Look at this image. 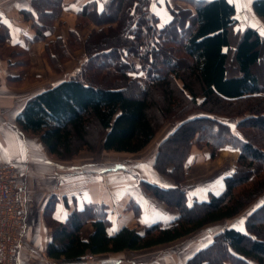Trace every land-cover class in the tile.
<instances>
[{"label":"trees","instance_id":"trees-1","mask_svg":"<svg viewBox=\"0 0 264 264\" xmlns=\"http://www.w3.org/2000/svg\"><path fill=\"white\" fill-rule=\"evenodd\" d=\"M175 1L185 6L175 4L164 25H158L152 0L87 1L75 14L76 27L92 23L98 29L84 42L85 60L72 75L28 97L15 116L23 133L37 136L47 153L62 161L99 150L135 154L162 126L174 124L152 159L153 169L170 186L137 182L125 208L132 225H114L105 207L95 203L73 208L56 221L55 198L47 202L43 217L50 240L45 254L57 264H84L86 255L167 244L235 217L264 196V86L257 72L264 61V38L241 26L228 0ZM63 2L31 0L29 9L21 11L31 22L34 42H45L53 33ZM251 8L264 25V0H252ZM76 36L71 32L65 40L45 44L53 71H61L78 44ZM6 38L1 27L0 57L19 73L10 81L21 82L29 65L27 52L5 49ZM204 149L210 160L222 150L237 152L221 191L208 193L205 200L182 186L198 157L193 152ZM137 188L174 208L176 217L148 219L138 232L143 208ZM184 264H264V199L246 216L245 231L224 228Z\"/></svg>","mask_w":264,"mask_h":264},{"label":"crops","instance_id":"crops-1","mask_svg":"<svg viewBox=\"0 0 264 264\" xmlns=\"http://www.w3.org/2000/svg\"><path fill=\"white\" fill-rule=\"evenodd\" d=\"M30 1L0 0V28L5 29L7 37L3 47L10 50L15 48L25 50L30 55L32 65L30 72L24 75L21 82H11L10 79L16 78L19 73L13 68H8L7 60L0 57V166L11 164L18 173V197L24 218L22 235L25 245L16 251L15 264H57L45 254L46 245L50 240V229L43 217L47 202L55 198L52 216L56 221L63 220L67 212L73 208L81 209L87 203L102 204L106 209L107 218L114 225L122 226L130 220L133 221L130 213L125 210L129 201V188L136 187L139 180H145L163 188L170 186L166 178L153 169L152 159L158 144L172 129L164 132L157 144L148 151L149 155L146 159L141 161L112 159L111 162L104 161L110 159H102L104 162L101 166L99 159H77L78 157L70 161L54 159L47 153L37 136L33 141H28V135L23 133L15 123V116L28 97L65 79L63 73L57 77V80H50L47 77L50 74L49 67L44 60L34 67L30 52L39 51L40 47L44 49L45 44L53 38V34L47 36L46 42L32 40L31 22L24 20L21 14V11L29 9ZM87 1L90 0H64L62 13L53 25L54 34L65 35L72 27L75 14ZM251 1L240 0L238 3L240 7H237L238 4L234 6L238 19L240 12L255 16ZM59 22L63 25H59ZM40 66L42 71L46 70L42 74ZM21 83L23 85L19 86ZM149 144L135 154L143 153L149 148ZM21 146H23L24 156L20 155ZM192 156L204 158V161L209 159L205 149L201 153L193 152ZM133 168H135L134 173ZM187 177L182 183L184 188L191 185L187 182ZM140 203L142 204V201ZM147 217L146 219H152L150 214ZM137 230L142 232L143 227L140 226ZM89 231L90 228L85 227L84 236ZM210 241L211 238L208 242ZM149 249L151 248L145 250ZM119 255L121 252L92 256L93 262H84V264H119Z\"/></svg>","mask_w":264,"mask_h":264},{"label":"rangeland","instance_id":"rangeland-1","mask_svg":"<svg viewBox=\"0 0 264 264\" xmlns=\"http://www.w3.org/2000/svg\"><path fill=\"white\" fill-rule=\"evenodd\" d=\"M175 4L182 6V7L185 6V3L183 1L177 2L175 0H152L151 9L154 12V14L157 15L159 19L158 25H164L170 21L171 16L169 14V10L177 6ZM237 7H240V5L238 4ZM243 11L244 10L242 8V12ZM238 15H239L238 20L241 26H244V25L250 26L254 28L260 34V31L258 29L264 28L262 20H260L259 18H256L255 16H251L250 14L246 12L245 13L240 12L238 13ZM54 23L55 21L53 22V25ZM59 25L62 26L63 24L59 22ZM97 29L98 27L92 23H88L82 29H78L76 27L75 18L73 20L72 27L65 33V35L54 34V26H53V33H52L53 38H51V40L48 41L46 44H48L49 42L50 43L53 42L56 38H61L62 40H65L71 32L76 33L78 44H74L73 47L70 49V53H69L70 56L68 59L64 60L63 65H61L62 69L60 72L53 71L51 67L48 65L49 67L48 72H50V74L47 77L50 80L52 81L57 80L58 79L57 77H60V75H62L63 73H64V78H66L72 75L75 71L79 69V67L81 66V63L85 60L84 42L88 38L89 34L93 30H97ZM42 49L43 47L42 48L40 47L39 51L36 50L34 52L33 51L30 52L32 56V61L34 62V67L40 65L43 60L47 63V59L44 56V49L43 50ZM4 53H5L4 58H6L8 51ZM11 58L18 59L21 61V57L19 55L18 56L11 55ZM23 59L25 58L23 57ZM27 59H28L29 65L26 66L27 68H23L25 70V72H23V75L28 73V71L32 67L30 63L31 58H30L29 53H27ZM136 63L138 62L136 61ZM39 68H40V71H42V67L40 66ZM45 71L46 70L44 69L40 73L42 74ZM257 72L259 76L261 77L263 81V86H264V61L258 68ZM27 78L31 80L29 77ZM40 81L41 80H39V82ZM21 85L23 84L21 83L19 86ZM173 127H174V124L173 123L171 124V122L166 123L164 126H162L161 130L153 137L150 144L148 143L149 148H147L141 154L128 155L124 153L105 152V151L99 150V151H96L95 153L82 152L76 157H78L77 159H99L98 161L100 163L99 164L100 166L102 162L104 161L111 162L112 159H125V160L136 159L133 161H141L142 159H146V157L149 155L148 151H150V149L153 148L157 144V142L159 141L160 137L164 134V132L166 130L172 129ZM34 137H35L34 135H28L27 140L33 141ZM0 147H1V144H0ZM205 150L207 151V149ZM236 157H237L236 151L222 150L217 153L216 158L214 160L205 159L204 161V158L195 159L193 163L194 167L192 168L191 166V169L188 171V174L185 176V179H184L185 181L186 177L189 175L187 177L188 179L187 182L191 184L189 187H187L189 188L188 189L189 192L192 195L200 199H204V200L207 198V194L210 192L218 194L219 191H221L222 189V179L227 173H229L232 170ZM102 159L103 160L110 159V160L103 161ZM128 168H130V166ZM132 171L134 173L135 168H133ZM135 189L136 187H131L128 189V197H130L131 194L134 193ZM137 189H139L137 193L139 195L140 201H142L141 206L143 208V214L141 218L137 220V225L139 227L142 226V224L148 220L146 219V217L149 214L150 216H152L151 220L153 221L161 220L162 222H167L176 217V215L174 216V214H177V213L174 208H168L164 203L156 201V199L152 195L144 194L140 188H137ZM263 199H264V196H262V198L258 199L256 202L248 206L244 212L238 214L235 217L205 225L199 230H196L195 232H193L192 234L184 238H180L178 240L170 242L168 244L160 245V246L151 248L149 250H141V251H136V252H131V251L121 252V255L118 256L119 257L118 260H120L119 264H184L185 260L194 251L203 247L208 242V240L213 237V235L220 232L224 228L232 227L237 230L245 231L246 216L250 214L261 203ZM133 222L134 221L130 220L127 224L132 225ZM15 255L16 253L14 254V264L16 263ZM86 256L84 257V262L86 263L93 262L94 260L93 257H92V260H88Z\"/></svg>","mask_w":264,"mask_h":264},{"label":"built area","instance_id":"built-area-1","mask_svg":"<svg viewBox=\"0 0 264 264\" xmlns=\"http://www.w3.org/2000/svg\"><path fill=\"white\" fill-rule=\"evenodd\" d=\"M18 195L16 168L11 164L0 166V264H14V254L25 244ZM86 258L92 260L90 255Z\"/></svg>","mask_w":264,"mask_h":264},{"label":"snow or ice","instance_id":"snow-or-ice-1","mask_svg":"<svg viewBox=\"0 0 264 264\" xmlns=\"http://www.w3.org/2000/svg\"><path fill=\"white\" fill-rule=\"evenodd\" d=\"M229 2L230 3H232V4H234V6L235 5H237L238 3H240V0H229ZM246 6V5H245ZM259 31H260V34L262 35V36H264V28H259L258 29ZM20 155L21 156H24L25 155V153H24V151H23V146H21V148H20ZM242 223V222H241ZM111 234V233H110Z\"/></svg>","mask_w":264,"mask_h":264}]
</instances>
